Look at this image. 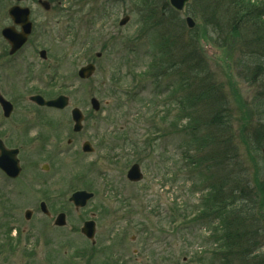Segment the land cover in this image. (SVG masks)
<instances>
[{"label": "rangeland", "instance_id": "obj_1", "mask_svg": "<svg viewBox=\"0 0 264 264\" xmlns=\"http://www.w3.org/2000/svg\"><path fill=\"white\" fill-rule=\"evenodd\" d=\"M0 1H5L6 6L15 3V0ZM48 1L51 11L40 10L35 14L36 20L48 22L44 25L46 35L33 36L27 46L31 51L44 49L49 57L45 64H41L37 57L36 89L41 95L50 97L64 88L71 106L80 108L85 115L83 131L75 144L69 147V157L65 158L66 170L62 172L70 178L69 184L73 189L86 187L89 182L98 187L92 209L99 207L105 182L117 187L112 196H123L127 200L122 203L126 200L120 197L118 201H107L109 205L105 207L111 208V213L98 215L101 244L104 245L111 236L117 244L115 252L128 260H135L133 264H220L211 254L215 247H211L209 253L208 244L218 220L214 217L197 219L196 214L186 217L184 211L191 207L197 209L199 198L206 194L215 178L219 180L230 172H242V176L232 177L249 181V187L257 188L261 193L263 203L259 213L264 221V160L261 152L264 146L257 150L256 141L260 140L257 136L247 141V135L256 131L257 125L264 128V79L258 73L253 78L252 66H247L248 59L244 56L248 51L244 49L243 42L231 45L229 40H224L227 34L226 14L217 13L214 19L209 0H189L184 13H172L168 0H153L154 4L149 0L150 8L154 5L150 18L144 0ZM186 15L195 22L192 30L183 24ZM124 17H129L128 22L119 26ZM161 35L169 43H175V55L179 54L178 48H185L183 56L194 66V74H191L195 76L196 69L200 73L196 86L181 87V96L208 90L218 95L219 106L225 107L224 116L220 117L222 123L226 122L225 132L216 146V161L213 163L208 160L211 156L202 157L211 154V148L203 141L208 130H203L200 124L194 136L204 143L200 147L202 156L191 151L189 154L193 160L203 159L202 162L194 166L189 160H183L182 154L194 147L189 138L192 135L190 120L202 115V120L210 117L208 111L218 108L214 96L207 99L206 107H201V111L196 105H186L188 115L183 119L175 107L174 98H169L167 93L177 87V75L171 73L158 81V85L143 80V73L158 53L159 44L164 41ZM202 44L206 45L203 47ZM98 52L102 57L95 59L94 54ZM201 53L205 61L199 58ZM257 61L254 58L253 62ZM89 62L95 64L94 75L87 81L78 80V69ZM186 75L184 72L185 79ZM167 84H171V88ZM163 93L168 98L162 101ZM92 97L100 103L98 113L90 110ZM22 107L24 101L19 111L23 110ZM157 110L162 113L152 123ZM45 117L48 122L42 123L41 127L58 125L54 124L58 118L48 119L52 114L47 113ZM59 123L62 125L60 128L69 131L73 137L68 111L59 115ZM7 124V128L13 127V121ZM126 131L133 136L125 135ZM134 137L141 141L138 145ZM228 139L232 141L231 151L228 150ZM82 140H89L97 148L96 153L83 155L80 151ZM135 147L137 153L132 154ZM134 162L139 164L143 179L139 184L131 185L125 180V175ZM76 177L86 179L84 183H73L72 179L77 180ZM208 207L206 203L205 209ZM68 208L69 255H72L78 249L80 236L77 230L81 212ZM250 209L258 212V207L251 206ZM123 235H126L124 242L121 241ZM56 239L54 235V244ZM261 243V252H264V242ZM184 258L186 263L182 262Z\"/></svg>", "mask_w": 264, "mask_h": 264}, {"label": "flooded vegetation", "instance_id": "obj_2", "mask_svg": "<svg viewBox=\"0 0 264 264\" xmlns=\"http://www.w3.org/2000/svg\"><path fill=\"white\" fill-rule=\"evenodd\" d=\"M13 6L27 8L31 23L27 41L15 52H12L13 39L5 36L7 30L22 32V26L14 24L8 16ZM51 8L41 0L15 1L7 6L5 1H0V123H3L0 127V264H133L135 260H128L115 252L117 244L111 236L104 245L101 244L97 226L98 215L111 213L112 209L105 207L109 205L107 201L126 198L112 196L117 187L105 182L99 207L91 208V204L97 200L98 187L89 182L86 187L73 189L69 184L70 178L62 172L66 170L65 158L69 157V147L75 144L80 134L71 133L73 137H70L69 131L60 128L59 115L68 108L55 110L32 101L36 96L49 101L65 95L64 88L50 97L37 91V57L41 64L47 63L49 57L44 49H27L33 36L46 35L44 25L48 22L36 20L35 14L40 10L49 13ZM42 51L45 52L43 56ZM23 101V110L19 111ZM47 113L52 114L49 120L58 118L54 123L58 124L56 127H41L42 123L48 122L45 117ZM10 120L13 127L7 128ZM69 123L71 125L70 119ZM86 141L91 144L89 140H82L80 148ZM92 147V153L83 155L95 154L97 148ZM76 178L72 182L84 183L86 179ZM125 180L131 185L139 184L130 182L126 177ZM77 191L93 194L85 206L79 208L71 202V197ZM125 202L127 200L122 203ZM68 207L81 212L77 230L80 236L78 249L72 255H69ZM89 223L93 224L92 240L84 234ZM54 235L57 236L56 244Z\"/></svg>", "mask_w": 264, "mask_h": 264}, {"label": "trees", "instance_id": "obj_3", "mask_svg": "<svg viewBox=\"0 0 264 264\" xmlns=\"http://www.w3.org/2000/svg\"><path fill=\"white\" fill-rule=\"evenodd\" d=\"M144 1L146 2L145 10L148 13L147 16L150 18L154 5L150 8L149 0ZM152 2L154 4L153 0ZM209 5L214 19H216L217 13L226 14L227 34L224 40H229L231 45L243 42L244 49L248 51L244 56L248 59L247 66H252L253 78L258 73L264 79V0H209ZM164 8L167 9V6H164ZM170 10L172 13H175L172 9ZM208 25L210 27L212 24ZM204 26L206 27L207 25L205 24ZM161 37L164 41L159 44L158 53L152 57L151 63H149L146 71L143 73V80H150L158 85V81L169 77L173 73L178 78L177 87L173 89V93L181 91L183 85H187L188 87L193 84L196 86L197 81L200 79V73L196 69L197 74L195 76L192 75L194 74V66L190 60L183 56L185 48L184 50L183 48H178L179 54L175 55V43L173 41L169 43L164 36L161 35ZM204 38L207 37L204 36ZM198 50L200 51V48ZM201 55H198L199 58L205 61L203 59L205 56L202 53ZM254 58L258 59L257 63L253 62ZM182 70L189 75L188 77L186 75V79L183 77L184 72ZM190 75L193 77H190ZM169 85L171 84H167L171 88ZM212 96H214L215 103L218 106L217 110H209L210 117H205L204 120L201 119L204 115L190 120L189 129H191L192 135L189 138L194 143V147L183 153L182 158L185 161L189 160L194 166H197L203 159L193 160L189 152L191 151L194 154L202 156L200 147L205 142H207L206 146L211 148V154L208 153L202 157L211 156L208 160L212 163L216 161V158H214L217 150L216 146L225 132L223 129L225 130L226 122L222 123L220 119L221 116H224L223 110H225V107L219 106L218 95L208 90L204 91V93L203 90L197 94L189 93L187 96L183 94L177 98L178 110L182 118L185 119L188 115L185 111L186 105L192 107L196 105L199 108L198 111H201V107H206L205 103L207 99H212ZM255 114L258 116L257 112ZM157 116L158 114L151 119L152 123H154ZM198 124L203 127V130H208L205 131L206 139L203 140L204 143L199 142L197 137L194 136V133L198 130ZM255 129L256 131L249 132L247 141L253 140L252 136H257L256 138L260 139L256 141L258 144L257 150L259 151V147L264 146V128L257 125ZM258 129L259 131H257ZM216 132H219L220 135L217 136ZM226 133L229 134V131H226ZM227 144L228 150L231 151L232 141L228 139ZM230 158L229 156L228 159ZM207 172L211 173L209 170ZM232 175L242 176V172H230V174H225L219 180L215 178L214 184L207 190L206 194H203L199 198L197 209L191 207L184 210L186 217H192L196 214L197 219L208 220L210 217H214V219L218 220V224L211 231V235L208 238L210 240L208 242L210 252L212 250L211 247H215L213 248L214 252H211L215 261H219L220 264H264V258H261V256L264 257V252H261L263 251V243L261 242H264V238H262L264 237V224L263 215L259 213L263 203L262 195L258 192L257 188L249 187V181L233 178ZM206 203L209 205L208 209H205ZM251 206H254V208L258 207V212L252 211L250 209Z\"/></svg>", "mask_w": 264, "mask_h": 264}, {"label": "water", "instance_id": "obj_4", "mask_svg": "<svg viewBox=\"0 0 264 264\" xmlns=\"http://www.w3.org/2000/svg\"><path fill=\"white\" fill-rule=\"evenodd\" d=\"M187 1L188 0H169L170 5L176 11H182L185 4L187 3ZM17 10L18 9L13 8L10 11V15L13 16L15 22L17 21V18H18L17 16H19V13L17 12ZM127 21H128V18L126 17L120 22V25L125 24ZM23 23L26 24V19L22 20V24ZM186 23H187V26L189 28H193L194 22L191 20V18H189V17L186 18ZM27 28H29L28 24H27ZM24 33L27 35L29 33V29H27V31L25 30ZM26 35H24L25 38H26ZM6 36H7V34H6ZM7 38L11 39L12 37H11V35H9ZM24 41H25V39L21 38L19 41V44L14 45L13 47L18 48ZM96 56L99 57L100 54H97ZM94 70H95L94 66L89 64V65L80 69L78 76L80 79L86 80L92 76V74L94 73ZM36 101L39 102L40 104H45L49 107H54V108H64L68 104V101L65 97H59L58 99H56L52 102H47V103H44L40 98H38ZM91 106H92L93 110H95V111L99 110V103L95 99L91 100ZM72 119L75 122L74 130L79 131L81 128L82 116L78 110L72 111ZM262 156L264 159V148L262 149ZM128 178L130 180L141 179V174H140L137 166H134L131 168V170L128 172ZM91 196H92L91 194H87L85 192H79V193H76L75 195H73V197L71 198V201L73 200V202L75 203L76 206H82Z\"/></svg>", "mask_w": 264, "mask_h": 264}]
</instances>
